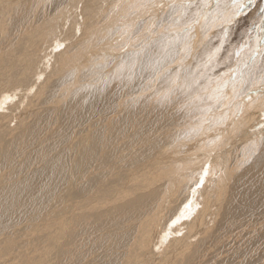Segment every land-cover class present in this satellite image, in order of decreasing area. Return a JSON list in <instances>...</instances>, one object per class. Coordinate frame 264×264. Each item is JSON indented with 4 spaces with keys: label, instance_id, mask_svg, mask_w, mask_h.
<instances>
[{
    "label": "bare ground",
    "instance_id": "bare-ground-1",
    "mask_svg": "<svg viewBox=\"0 0 264 264\" xmlns=\"http://www.w3.org/2000/svg\"><path fill=\"white\" fill-rule=\"evenodd\" d=\"M230 1L0 0V264H264V42Z\"/></svg>",
    "mask_w": 264,
    "mask_h": 264
},
{
    "label": "rangeland",
    "instance_id": "rangeland-1",
    "mask_svg": "<svg viewBox=\"0 0 264 264\" xmlns=\"http://www.w3.org/2000/svg\"><path fill=\"white\" fill-rule=\"evenodd\" d=\"M251 1L253 2L255 0H248V1L247 0H239L237 3H235V0H231L230 4H232V5L235 4V6H233V7L228 6L229 11L227 10L228 8L226 9V12L229 13V16H232V17L228 16L229 18H226L227 22L229 21L226 24V26L228 25L231 28H233L236 25V27H237L234 30L235 32H233V33L230 32V34L229 33L228 34L230 36L232 35V37H231L232 39L231 40H234V43H236V45L238 44V46H240V44L242 42H245L246 40H247V43H251V40H252V42L255 40L253 43L256 44V45L264 42V11H263L264 10V8H263L264 7V0H256L253 3ZM244 2H245L246 5L244 4ZM243 4L245 6H243ZM239 6H241V7H239ZM235 8H237V9H235ZM245 9L247 11L246 15L245 14L244 15H240V14L243 13L242 11L245 10ZM234 10L237 13L234 12ZM240 10H241L242 13L240 12ZM231 11L233 13H230ZM248 11H249V13H248ZM261 12H263L262 13L263 15L261 14ZM233 21H234V23H233ZM260 21H261V23H260ZM259 24H260V26H258ZM246 27L247 28L249 27L248 30H247ZM244 31H246V33ZM247 32H249V33L247 34ZM229 35H227V37H230Z\"/></svg>",
    "mask_w": 264,
    "mask_h": 264
},
{
    "label": "snow or ice",
    "instance_id": "snow-or-ice-1",
    "mask_svg": "<svg viewBox=\"0 0 264 264\" xmlns=\"http://www.w3.org/2000/svg\"><path fill=\"white\" fill-rule=\"evenodd\" d=\"M58 47H59V46H58ZM3 99H4V101H8V100L10 99V97L5 96Z\"/></svg>",
    "mask_w": 264,
    "mask_h": 264
}]
</instances>
